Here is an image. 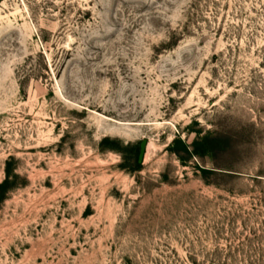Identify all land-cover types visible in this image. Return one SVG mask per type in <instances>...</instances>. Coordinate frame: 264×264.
I'll return each mask as SVG.
<instances>
[{"label": "rangeland", "instance_id": "rangeland-1", "mask_svg": "<svg viewBox=\"0 0 264 264\" xmlns=\"http://www.w3.org/2000/svg\"><path fill=\"white\" fill-rule=\"evenodd\" d=\"M6 180L0 264H264V0H0Z\"/></svg>", "mask_w": 264, "mask_h": 264}, {"label": "trees", "instance_id": "trees-1", "mask_svg": "<svg viewBox=\"0 0 264 264\" xmlns=\"http://www.w3.org/2000/svg\"><path fill=\"white\" fill-rule=\"evenodd\" d=\"M197 154V153H196ZM9 176V173L7 172V177ZM8 187V180H6L5 182H3L1 185H0V191H2L0 193V203L4 200L5 198V189Z\"/></svg>", "mask_w": 264, "mask_h": 264}, {"label": "water", "instance_id": "water-1", "mask_svg": "<svg viewBox=\"0 0 264 264\" xmlns=\"http://www.w3.org/2000/svg\"><path fill=\"white\" fill-rule=\"evenodd\" d=\"M145 146H146L145 142L141 144V151L139 154V163L140 164H142V162H143Z\"/></svg>", "mask_w": 264, "mask_h": 264}]
</instances>
